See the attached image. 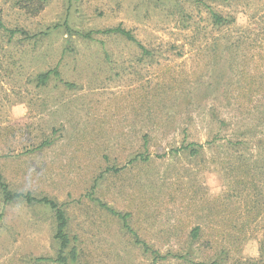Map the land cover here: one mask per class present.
<instances>
[{
	"label": "rangeland",
	"instance_id": "rangeland-1",
	"mask_svg": "<svg viewBox=\"0 0 264 264\" xmlns=\"http://www.w3.org/2000/svg\"><path fill=\"white\" fill-rule=\"evenodd\" d=\"M23 3L0 0V172L10 190L64 208L78 250L67 264H152L91 197L130 212L161 253L184 252L204 221L193 262L157 264L211 261L222 248L219 264L260 258L261 223L233 227L244 197L232 189L227 141L264 157V0H45L36 15ZM211 10L227 22L214 24ZM118 25L151 53L99 32ZM52 68L59 78L38 84ZM189 142L204 144L197 157L172 151ZM216 202L236 209L220 213L222 230L207 217ZM54 231L48 205L5 203L0 192V264H63Z\"/></svg>",
	"mask_w": 264,
	"mask_h": 264
},
{
	"label": "trees",
	"instance_id": "trees-1",
	"mask_svg": "<svg viewBox=\"0 0 264 264\" xmlns=\"http://www.w3.org/2000/svg\"><path fill=\"white\" fill-rule=\"evenodd\" d=\"M195 1V0H194ZM45 0H26V3H23V7L26 8L27 12H29L31 15H36L38 12L42 9L43 3ZM197 2H203V1H197ZM210 15L212 17V21L214 24L218 25L222 22H227L224 17H222L219 13L210 11ZM66 24V23H65ZM0 26H2V23L0 22ZM56 27V25H55ZM99 31V30H98ZM16 30H9V33L13 34ZM99 32L104 33H110L113 32L115 34H119L122 37L126 38L127 40H131L134 42H137V45L139 48H141V51L143 54H150L151 51L147 49L145 46H143L141 43L136 41L134 35L124 27L118 25L112 28H107L105 30H101ZM86 38H92V31H89L87 33L83 34ZM106 56H108L107 53H105ZM59 78V72L56 68L48 69L46 71H43L37 75V82L38 84H44L46 83L50 78ZM67 85H70V83H67ZM215 141V137L213 140L205 142L206 144L213 143ZM228 143H231L233 145L231 149V153L227 155L228 163L229 165V172L232 174V178H234L237 182L236 186L233 187V190L238 191V194L240 196H243V207H242V213L245 215L244 220L241 222H237L233 227H237L238 230L241 229H249L251 225L256 222V224H260L262 226V239L259 241V256L258 259H249L245 262H241L238 264H264V216L259 220L257 219H250L251 214L254 212L255 217L258 215H261L264 212V189L262 187V179H264V157L263 159L258 160H249L245 156H243L241 153H239V149L237 146L240 144L239 141H232L228 140ZM48 144V141L42 142L38 148L42 147L43 145ZM204 144L201 143H195V142H189L186 145H182L175 150H172L173 152L181 151L185 149L188 151V155L191 157H197L200 154L201 149L203 148ZM142 159H146L145 156H141ZM113 171H117L116 167L111 168ZM238 174V179L234 173V171ZM238 180V181H237ZM0 192L3 197L4 202H11L14 200L23 199L28 204H44L48 205L54 212V219H55V231L53 238L58 243V250L55 257V261L63 264H67L68 262L76 263L78 260V250L76 243V237L70 236L67 230L68 226V219L65 214L64 208L55 202L54 200L42 196V197H36L31 195L30 192H22V191H12L9 189V185L4 181L3 176L0 172ZM93 200L97 201L98 205H100L102 208H105L109 213L112 215H115L121 222L122 228L130 234L132 237L134 243L139 244L140 248L144 252V254H148V256L151 259L152 264H157L158 262L165 260L167 257H174L175 259L183 262V263H191L193 262L191 259V252L189 249H191L192 244L195 242H199L201 235L203 234V231L205 229V225H203L204 221L202 220L200 223H197L190 227L188 234H187V246L186 250L184 252H181L180 250L177 252H165L161 253L159 250L153 248L150 246L144 239H141L138 235L133 226L130 224V217L131 213L128 211L121 212L116 211L115 209L108 207L107 204L103 203L102 201L95 199L91 197ZM205 210V208H204ZM207 217L212 216V222L214 225L218 226L221 230L223 227L220 225V221L218 219V216L222 212L232 213L236 211L234 207H231L228 209L227 207L223 208V210H219V204L218 202L214 203L211 207L207 208ZM216 217V219H214ZM231 228V227H229ZM227 238L226 236H224ZM230 240H240L232 238ZM231 242V241H230ZM238 243L241 242L237 241ZM183 249V247H181ZM220 255L216 256L215 259H210L211 261H199L198 264H219L220 260L223 258V255H227V251H225L224 248L220 250ZM36 261H42V260H48V258L44 257H38L35 259Z\"/></svg>",
	"mask_w": 264,
	"mask_h": 264
}]
</instances>
